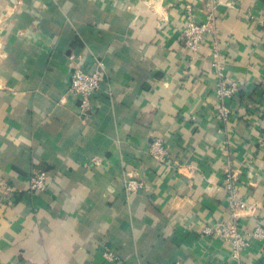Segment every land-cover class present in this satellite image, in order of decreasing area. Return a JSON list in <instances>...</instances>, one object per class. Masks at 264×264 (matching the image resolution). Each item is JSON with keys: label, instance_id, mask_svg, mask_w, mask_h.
<instances>
[{"label": "crops", "instance_id": "1", "mask_svg": "<svg viewBox=\"0 0 264 264\" xmlns=\"http://www.w3.org/2000/svg\"><path fill=\"white\" fill-rule=\"evenodd\" d=\"M0 20V183L15 190L0 191V264H264V242L235 257L204 234L231 220L228 170L258 207L243 232L264 222V0H0ZM189 21L216 29L196 54ZM214 42L239 88L222 125ZM99 63L84 121L72 70ZM36 170L47 192H29Z\"/></svg>", "mask_w": 264, "mask_h": 264}, {"label": "built area", "instance_id": "2", "mask_svg": "<svg viewBox=\"0 0 264 264\" xmlns=\"http://www.w3.org/2000/svg\"><path fill=\"white\" fill-rule=\"evenodd\" d=\"M191 10V9H189ZM3 20H0V46H1V29ZM206 33L215 35L216 29L199 24L195 21H189L184 31L186 36V48L193 54L199 52L205 41ZM213 54L216 57L215 64L220 69V83L217 88V96L219 98L216 105L215 119L219 124H225L231 120L233 114L227 107L229 99L235 97L239 88L235 83L228 82L223 73V61L221 57H217L218 45L214 42ZM105 76V70L101 63L93 72H86L81 67H74L72 70V78L70 82L69 92L79 101L78 116L82 120H87L92 111V97L101 87V81ZM150 155L159 164H170L179 170L180 165L172 161L170 151L167 145L161 141L151 143ZM100 164V161H95ZM142 183L138 181H128L126 183V193H135L142 188ZM224 188L228 197L227 208L229 210L231 220L227 222H218L213 226H207L204 229L206 235H216L217 237L229 242L231 250L235 257L246 249H249L253 241L264 242V222H258L247 233L242 230V222L248 215H254L258 207L249 203V200L242 196L238 182V173L236 171H227L225 176ZM49 190V176L45 170H36L30 176V193L47 192ZM0 191L6 199L14 196L15 190L13 186L6 183H0ZM110 259L115 258L114 254H106Z\"/></svg>", "mask_w": 264, "mask_h": 264}]
</instances>
